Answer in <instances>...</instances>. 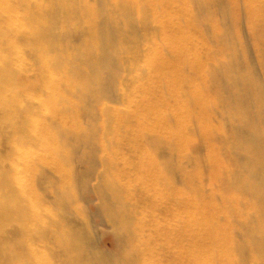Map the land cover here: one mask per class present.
I'll return each mask as SVG.
<instances>
[{
  "label": "bare ground",
  "instance_id": "1",
  "mask_svg": "<svg viewBox=\"0 0 264 264\" xmlns=\"http://www.w3.org/2000/svg\"><path fill=\"white\" fill-rule=\"evenodd\" d=\"M0 264H264V0H0Z\"/></svg>",
  "mask_w": 264,
  "mask_h": 264
},
{
  "label": "rangeland",
  "instance_id": "2",
  "mask_svg": "<svg viewBox=\"0 0 264 264\" xmlns=\"http://www.w3.org/2000/svg\"><path fill=\"white\" fill-rule=\"evenodd\" d=\"M109 152L112 153V150H109ZM104 246L105 248H109V249L111 248V244L109 240H104Z\"/></svg>",
  "mask_w": 264,
  "mask_h": 264
}]
</instances>
